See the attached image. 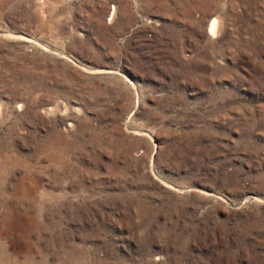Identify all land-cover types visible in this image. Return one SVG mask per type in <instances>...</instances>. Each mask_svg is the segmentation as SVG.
<instances>
[{"label":"rangeland","instance_id":"obj_1","mask_svg":"<svg viewBox=\"0 0 264 264\" xmlns=\"http://www.w3.org/2000/svg\"><path fill=\"white\" fill-rule=\"evenodd\" d=\"M0 264H264V0H0Z\"/></svg>","mask_w":264,"mask_h":264},{"label":"bare ground","instance_id":"obj_2","mask_svg":"<svg viewBox=\"0 0 264 264\" xmlns=\"http://www.w3.org/2000/svg\"><path fill=\"white\" fill-rule=\"evenodd\" d=\"M214 25H215V21H213L212 23H211V25H210V30H212L213 29V27H214ZM216 28V27H215ZM214 30V29H213ZM215 31V30H214Z\"/></svg>","mask_w":264,"mask_h":264}]
</instances>
